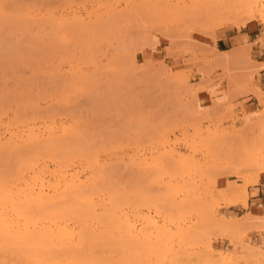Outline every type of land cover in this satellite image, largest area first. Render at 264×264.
Masks as SVG:
<instances>
[{
    "label": "rangeland",
    "instance_id": "1",
    "mask_svg": "<svg viewBox=\"0 0 264 264\" xmlns=\"http://www.w3.org/2000/svg\"><path fill=\"white\" fill-rule=\"evenodd\" d=\"M152 2L0 0V135L44 125L73 131L60 142L63 148L77 157L81 152L79 163L87 152L95 154L90 155L104 166L107 189L128 192L138 230L146 225L143 217L163 223L158 210L179 217L171 226L179 231L176 241L182 229L197 230L191 231L196 246L186 245L191 255L185 263L209 255L208 241L214 251L233 255L246 246L264 250L250 236L264 229V217L257 218L260 231L257 222L251 230L237 226V232L216 226L235 207L224 190L236 181L248 190L264 158V91L256 90L258 70L251 71L258 68L246 47L230 54L211 48L220 31L240 30L236 12L227 4L233 15H222L225 9L216 14V2L213 9L186 2L174 13ZM74 13L85 26L73 23ZM250 95L256 100L250 102ZM0 153V177L6 178L19 161ZM237 219L243 228L247 216Z\"/></svg>",
    "mask_w": 264,
    "mask_h": 264
},
{
    "label": "bare ground",
    "instance_id": "2",
    "mask_svg": "<svg viewBox=\"0 0 264 264\" xmlns=\"http://www.w3.org/2000/svg\"><path fill=\"white\" fill-rule=\"evenodd\" d=\"M149 1L153 3V0ZM154 1L155 7L174 13L179 12L186 2L193 5H206L211 9L216 8L218 10L216 14L217 12L221 14L220 12L224 9L225 12L223 11L222 15L226 12V14L233 15L235 11L236 15L234 16H237L239 19L241 18L239 20L236 17L239 21L238 27L240 29L246 25V22L248 24L251 21L260 20L264 23V0ZM214 2H216V6L213 5V7L212 4H215ZM226 4L228 7L230 6V11L232 10L233 14L228 13ZM146 5H149V3ZM74 18L73 23L75 20L80 22L79 24H84L85 22L82 16L76 17L75 14ZM87 19H92V15H89ZM240 21L245 24L240 23ZM246 51L244 50V52ZM260 67L263 68L264 66ZM259 68H253L255 71H251L254 74ZM256 90L259 94L261 93L259 88H256ZM44 127H29V129L21 131H13L11 128L5 130L4 136L0 135V152H2V155L3 153L6 154V152L12 153L10 156L13 155L19 161V164L16 165L18 166L17 169H14L15 172L9 175V171H6L7 177L3 178L5 174L1 176L2 179L0 177V264H136L135 262L138 259L139 261L141 260L142 264H163L165 261L168 262V259V264H190L189 262L185 263V259L183 258H185L186 254L188 256L191 255V253L189 254L186 251V245L193 248V245H190L193 243L190 237L193 235L191 231H197L196 229L190 231L188 228L186 232L184 231L185 229H182L183 234H181V237H178L179 242L176 241L179 231L174 232L175 230L171 226L173 225L175 228L181 221L178 219L179 223L175 222L177 220H173V218L176 216L169 217L166 213L168 216H165L160 209L161 211L159 212L158 210L156 213L158 219L163 218V223L159 224L155 217H143L145 219L143 224L146 222V227L144 226L138 230V226L133 223L129 212V207L131 206L129 204L130 200L128 201L127 197L129 195L128 192H125V187H123L124 189L120 188L123 192H118V187V191L116 189L114 191L110 188L107 189L106 181L108 179H106L107 175L104 171V166L97 161V158L94 160L93 155L95 154L92 151L91 153L87 152L86 155L88 154L91 160L87 161L89 159L88 156L87 159H83L86 162L81 163V160L79 163L81 152L77 154L79 155L77 161L78 157L74 156L70 152L71 150L69 152L67 149L65 150L63 148L64 145L61 144L64 142L63 137L66 138L67 135H73V131L71 133L68 129L63 127L55 128L51 125H44ZM74 133L76 132L74 131ZM74 139L73 141L75 142ZM68 141L70 142V140ZM68 143L67 147L69 149L72 145L68 146ZM83 151L82 154L85 152ZM70 154L73 156L71 157ZM90 154L93 155L91 156ZM84 158L86 157L84 156ZM262 159L261 163H256L257 167L255 168V173L253 172L252 174L253 177L250 180L249 186L257 184L260 177L264 175V158ZM234 173L233 176L240 180L239 173ZM110 181L109 177V183ZM113 184L115 185V183ZM216 184L217 180L215 179L213 187H216ZM117 185L115 187L112 186L116 188ZM239 185L238 181L230 182L228 189L224 190V193L221 191L223 193L221 194L225 195L226 199L227 197L230 199H227L228 202L230 201V206L241 205L247 208L249 201L247 187ZM157 201L159 200L157 199ZM157 201L155 200L154 203ZM148 204L150 205L151 203ZM152 206L158 205L154 204ZM211 216L213 215L211 214ZM212 220L214 221L213 218ZM240 220L229 217L223 218L216 226L220 227L222 225L224 230L227 228L232 232H237L236 227L241 228L238 225V221ZM245 220H242L244 222L243 228H239L238 230H243L244 228L251 230V226L255 225L256 222L255 228L261 226L256 217H250L249 215ZM243 222L241 223L243 224ZM246 225L251 226L247 227ZM151 226H153L154 230L149 232V227ZM261 227L255 230L259 229L260 231ZM232 228H235V230ZM227 229L226 231H228ZM263 230L261 229V231ZM196 236L199 238V234ZM203 237L201 240L204 239ZM207 243L208 245L206 244L205 247L208 249L209 255L205 256L206 254L203 252L205 254L204 258L203 254L198 252V255L202 254L203 259H198L199 261L197 260L196 264H264L263 248L259 247L260 249H255L253 246H246L241 255H233L214 251L212 249V242L208 241ZM139 246H141L142 252L141 250L136 251L139 249ZM132 251H136L139 254L141 252V254L137 253L139 256H134L135 259L133 260Z\"/></svg>",
    "mask_w": 264,
    "mask_h": 264
},
{
    "label": "crops",
    "instance_id": "3",
    "mask_svg": "<svg viewBox=\"0 0 264 264\" xmlns=\"http://www.w3.org/2000/svg\"><path fill=\"white\" fill-rule=\"evenodd\" d=\"M246 47V53L254 62L255 67L264 66V25L256 22H250L246 27L238 30L237 28L225 29L219 32L217 40L211 45L213 50L217 49L218 53L230 54L236 49ZM221 54V53H220ZM261 68V67H260ZM255 74V82L261 93L264 91V67ZM255 101L256 98L250 95L249 101ZM230 180L223 181L224 184ZM249 201L248 207L235 206L229 209V218L243 217H264V175L254 186L248 188ZM250 236L258 245H264V231L252 232Z\"/></svg>",
    "mask_w": 264,
    "mask_h": 264
}]
</instances>
